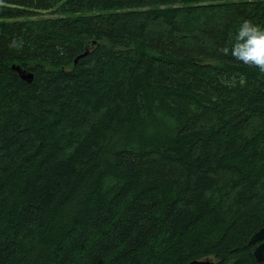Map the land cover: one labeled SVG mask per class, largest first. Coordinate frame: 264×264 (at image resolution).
Masks as SVG:
<instances>
[{"label": "trees", "instance_id": "obj_1", "mask_svg": "<svg viewBox=\"0 0 264 264\" xmlns=\"http://www.w3.org/2000/svg\"><path fill=\"white\" fill-rule=\"evenodd\" d=\"M245 20L264 0H0V264H264Z\"/></svg>", "mask_w": 264, "mask_h": 264}, {"label": "clouds", "instance_id": "obj_2", "mask_svg": "<svg viewBox=\"0 0 264 264\" xmlns=\"http://www.w3.org/2000/svg\"><path fill=\"white\" fill-rule=\"evenodd\" d=\"M14 44L16 47L20 46L18 42H14ZM222 51L225 55L229 54L228 48H224ZM231 55L236 60L255 67L261 74H264V28L254 24L251 20H245L237 33Z\"/></svg>", "mask_w": 264, "mask_h": 264}, {"label": "water", "instance_id": "obj_3", "mask_svg": "<svg viewBox=\"0 0 264 264\" xmlns=\"http://www.w3.org/2000/svg\"><path fill=\"white\" fill-rule=\"evenodd\" d=\"M93 43H95V41H93ZM88 51H89V49L87 47L84 52H82L81 54L77 55L74 58V62H77V60L80 57H83L84 55H86L88 53ZM11 68L18 73V75L21 79H23L24 81H26L28 83L32 82L33 74L29 69L22 68L19 65H15V64H12ZM259 240H263V241L254 248L253 256H254L255 260H257L258 262H262L264 260V225L259 227L251 235L248 243L251 244V243H253L255 241H259ZM187 264H214V262L210 257H205L202 259H193V260L189 261Z\"/></svg>", "mask_w": 264, "mask_h": 264}, {"label": "flooded vegetation", "instance_id": "obj_4", "mask_svg": "<svg viewBox=\"0 0 264 264\" xmlns=\"http://www.w3.org/2000/svg\"><path fill=\"white\" fill-rule=\"evenodd\" d=\"M255 231H256V230H255ZM255 231H254V232H255ZM254 232H253V233H254ZM253 233H252V234H253ZM252 234H251V235H252ZM251 235H250V237H251ZM250 237H249V239H250ZM249 239H248V241H249ZM262 241H263V240H259V241H255V242H253V243H251V244L248 243V244L251 246V252H252V255H253V250H254V248H255L258 244H260ZM253 257H254V256H253ZM213 262H214V264H216V260H215L214 258H213ZM263 262H264V260L262 261V263H263Z\"/></svg>", "mask_w": 264, "mask_h": 264}, {"label": "rangeland", "instance_id": "obj_5", "mask_svg": "<svg viewBox=\"0 0 264 264\" xmlns=\"http://www.w3.org/2000/svg\"><path fill=\"white\" fill-rule=\"evenodd\" d=\"M213 260V259H212Z\"/></svg>", "mask_w": 264, "mask_h": 264}]
</instances>
